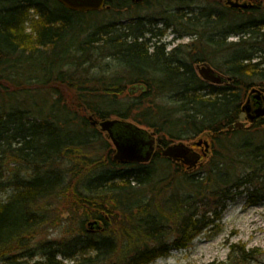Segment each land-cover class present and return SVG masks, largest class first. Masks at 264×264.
Returning a JSON list of instances; mask_svg holds the SVG:
<instances>
[{
  "label": "trees",
  "instance_id": "obj_1",
  "mask_svg": "<svg viewBox=\"0 0 264 264\" xmlns=\"http://www.w3.org/2000/svg\"><path fill=\"white\" fill-rule=\"evenodd\" d=\"M147 1L176 7L122 25L123 10L134 13L129 0L91 13L56 0H0V191L14 190L0 200V264H149L213 227L243 185L250 203L264 201V119L226 130L248 92L264 88V0H233L245 9L212 0L197 12L194 0ZM87 17L101 23L78 30ZM159 21L190 42L166 51ZM39 56L49 61L36 68ZM99 57L105 63L89 74L84 65ZM204 63L221 84L199 77ZM56 85L70 87L73 104L43 100ZM134 85L144 90L130 96ZM90 115L149 129L164 147L208 134L212 156L196 173L161 148L149 163L121 164L107 142L95 147ZM62 220L70 236L35 242ZM90 221L101 228L89 232ZM238 253L241 264L255 259Z\"/></svg>",
  "mask_w": 264,
  "mask_h": 264
},
{
  "label": "rangeland",
  "instance_id": "obj_2",
  "mask_svg": "<svg viewBox=\"0 0 264 264\" xmlns=\"http://www.w3.org/2000/svg\"><path fill=\"white\" fill-rule=\"evenodd\" d=\"M165 1V0H160ZM171 1V0H167ZM210 2L212 0H194L193 5L191 8L193 11L197 12L198 7L203 5V2ZM166 4V3H165ZM166 4L161 5V8L164 7L169 8H175L173 4ZM134 13H126L125 10H123V14L121 13V17H119V22L122 25L127 24L131 17H135L133 14H139L145 17L156 15L157 16V10H161V8H158V5H151L149 1L146 3L140 2L137 4H133ZM132 15V16H131ZM162 16H159L161 18ZM101 21L99 19H96L94 17L91 18H85L84 22L77 25V29H84L88 26H94L99 25ZM162 22L159 21V24L156 26L158 29H162L164 34L160 40V43H168L166 51L174 48L175 46L179 44H185L190 42V37L184 36L179 38H174L172 35V32L170 29H163ZM147 37L149 35H146ZM65 39H70V37L65 36ZM64 39V40H65ZM229 40H236V38H230ZM67 41V40H66ZM158 43V44H160ZM67 44V43H66ZM64 48V47H63ZM52 52L51 53V60L55 65L53 67L56 69V65L59 62V59L61 57L57 54ZM49 60H46L45 58L39 56L38 61L34 62L36 64V68L40 67V64L46 63ZM110 61V60H109ZM108 62V61H106ZM105 63V60L103 58L99 57L98 59H90L89 63L84 65V67H90L89 74H96L99 73L98 68H96L99 65H102ZM112 64V63H111ZM216 72V71H215ZM216 74H218L216 72ZM219 75V74H218ZM95 83V82H93ZM221 84V83H220ZM94 86L96 84H93ZM219 85V84H215ZM55 86L52 88V90L48 89L47 91L42 90V96L43 100L46 101H53L55 98H58V96L61 97V99L66 102L67 104L71 105L73 104V101H75V96L73 91H71L69 86ZM58 88L59 94H56L54 89ZM260 88V87H254ZM253 88V89H254ZM128 91V88H126ZM139 91H135L134 93H131L130 96L137 95ZM61 94V95H60ZM125 96H128L127 92L125 93ZM129 96V97H130ZM251 94L248 92L247 99L249 98L250 104L254 102V100L251 99ZM42 98V97H41ZM246 104V99L244 101ZM87 116V115H86ZM92 117L91 122L94 120H97L94 116H88ZM115 118H109V120H114ZM99 121V120H97ZM245 126L243 128H250L251 124L253 122H249L247 117L244 119ZM95 128V131L91 132L92 134L96 135L97 142H100V144H96L95 147L97 148H105L104 144L102 142H107L109 144V148L111 149V154L113 155V146L110 142V140L107 138L106 134L101 132L99 127H93ZM144 128V127H143ZM149 133L153 132L149 129H147ZM200 138L197 137L191 141H183L185 145L193 146V143L197 141ZM207 138H204V140ZM209 144L211 148V142L209 139ZM194 150L197 152H200L199 148H196L195 146ZM209 148V149H210ZM100 156H104L106 154L105 152L99 151L97 153ZM212 153L209 154L208 159L212 156ZM207 160V159H206ZM206 160L204 162H199L198 166L194 169L186 172L189 173H196L201 171V167L206 164ZM203 175V174H201ZM252 191V187L248 185H243L240 187V189L237 190V193L234 195V198L226 203V207L224 211L221 213V217L219 220L215 221L213 227H210L207 230H204L202 233H200L198 236H196L190 243L187 245L185 249H173L169 252V254L165 257H160L154 261H152L149 264H241L240 259L241 255L238 253L239 248H244V251L249 253L251 252L253 256L255 257L254 260H250L249 264H264V201L256 202L254 204L250 203L249 199V193ZM14 192L12 189H6V191H0V200L6 201L8 196ZM233 192H235L233 190ZM61 211H64L60 209ZM65 215V214H64ZM91 222V221H90ZM63 224V225H62ZM66 221L62 220L60 222L55 223L51 227H48L47 230L42 231L40 234L37 235L35 242L42 241V240H50V241H59L60 239L64 237L70 236L68 232L69 230H65L66 227ZM65 226V227H64ZM175 238V235L171 234L168 241H172Z\"/></svg>",
  "mask_w": 264,
  "mask_h": 264
},
{
  "label": "water",
  "instance_id": "obj_3",
  "mask_svg": "<svg viewBox=\"0 0 264 264\" xmlns=\"http://www.w3.org/2000/svg\"><path fill=\"white\" fill-rule=\"evenodd\" d=\"M66 9L78 12L89 13L100 11L105 1L109 0H56ZM133 3H139L142 0H131ZM225 4L230 7L245 9L246 3H239L238 1L226 0ZM199 76L206 82L211 84H220L223 78L216 74V72L207 64H202L198 67ZM142 85L130 86L129 93L135 91H143ZM250 94L256 99L260 100L264 97V88H254L250 91ZM250 100L248 99L246 104L242 107L243 114L240 115L239 120L232 125L227 126V131L241 129L244 127V119L247 117L249 122H253L256 118L264 119V108H256L250 110ZM92 119V117H90ZM93 126H98L100 131L105 133L108 139L113 145V158L121 164L130 163H148L153 155L154 148V136L147 131L133 125L132 123L125 121L114 120H94L91 123ZM209 136V135H206ZM200 147L201 153L195 151L183 142L170 145L161 151V155L164 158L170 159L176 163L184 164L187 169L191 170L195 168L200 162L201 158H205L209 152V145L207 141L200 139L195 143ZM88 231H95L101 228L98 221L89 222Z\"/></svg>",
  "mask_w": 264,
  "mask_h": 264
},
{
  "label": "flooded vegetation",
  "instance_id": "obj_4",
  "mask_svg": "<svg viewBox=\"0 0 264 264\" xmlns=\"http://www.w3.org/2000/svg\"><path fill=\"white\" fill-rule=\"evenodd\" d=\"M111 1V0H110ZM110 1H108V2H110ZM144 0H142V2H143ZM129 2L131 3V5L133 6V4H137V3H133L131 0H129ZM170 51V50H169ZM198 66V65H197ZM197 66H196V71H197ZM256 108H264V99L262 98V99H260V100H256L252 105H251V108H250V110L252 111V110H254V109H256ZM94 127H97V126H95L94 125ZM194 146V145H193ZM193 146H191V148H194ZM167 147V146H166ZM166 147H164V146H160L159 144H158V138H157V136H154V144H153V148H154V150L156 151V149L157 148H166ZM203 147V145L202 146H200V147H196V148H202Z\"/></svg>",
  "mask_w": 264,
  "mask_h": 264
}]
</instances>
